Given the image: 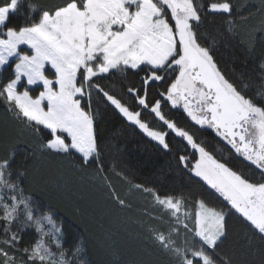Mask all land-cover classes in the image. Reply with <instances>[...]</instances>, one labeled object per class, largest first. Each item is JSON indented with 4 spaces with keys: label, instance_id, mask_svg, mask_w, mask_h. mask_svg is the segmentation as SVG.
Segmentation results:
<instances>
[{
    "label": "snow or ice",
    "instance_id": "6c2138e0",
    "mask_svg": "<svg viewBox=\"0 0 264 264\" xmlns=\"http://www.w3.org/2000/svg\"><path fill=\"white\" fill-rule=\"evenodd\" d=\"M23 3L24 0H10L6 6H0V70H4L10 58H15L14 78L0 86V97L16 119L32 129L34 137L38 138L42 129L47 130V141L37 139L35 146L57 155L79 154L82 166L99 165L102 171L98 129L102 104L162 150L171 151L166 139L169 132L151 127L142 117L147 110L194 150L191 160L187 153L178 155V163L238 214L252 234L249 247L253 238L264 244V182H254L233 170L199 142L194 133L167 118L161 100L149 102L148 98L149 86L160 84L164 91L159 95L164 101L172 108H182L200 128L214 130L264 179V91L259 93L262 102L258 104L246 94L248 85L241 83L238 87L230 81L219 68L211 47L201 42L204 18L209 13L230 17L234 10L232 0H63L47 8L29 3L27 23L19 28L10 27V14L16 13ZM256 11L260 13L261 26L248 33L250 50L255 49L256 32L264 42V0H260ZM229 31H234L233 27ZM258 71L264 87V60L258 64ZM129 76H137L141 81L140 88L126 89L139 105L138 110L131 109L120 93L105 87L106 80L120 77L123 83ZM24 78L27 85L42 86L38 97L33 98L26 88L18 90ZM15 156L13 148L6 158H0L2 264H75L83 251L81 245L66 248L63 229L53 217L35 214L31 198L22 187L26 173L14 171ZM144 191L151 192L156 203L169 211L196 241L181 248L173 237V233L180 235L179 228H171L167 235L153 229L162 250L178 257L180 264H234L231 257L219 254L228 235L229 213L199 200L194 213L183 211L185 218L194 221L190 227L181 220L182 198L161 197L151 189ZM114 199L127 206L118 195ZM29 229L39 238L30 247L21 248L22 234ZM17 251L22 253L20 261L14 254ZM256 251L264 256V248Z\"/></svg>",
    "mask_w": 264,
    "mask_h": 264
},
{
    "label": "trees",
    "instance_id": "16d2710c",
    "mask_svg": "<svg viewBox=\"0 0 264 264\" xmlns=\"http://www.w3.org/2000/svg\"><path fill=\"white\" fill-rule=\"evenodd\" d=\"M9 2L0 0V6ZM61 2L63 0H24L19 10L10 15L9 26L19 28L27 23L29 3L37 8H47ZM232 2L234 10L230 17L222 13H209L204 18L200 28L203 36L201 42L211 47L212 55L225 76L238 87L246 83V94L259 104L262 102L259 93L264 91V87L261 85L258 64L264 60V42L259 40L261 34L256 32L257 43L255 49L250 50L247 36L261 26V16L256 11L260 0ZM242 16L250 18L241 19ZM229 27H233L234 31L230 32ZM12 78L13 64L0 71V86ZM121 80L120 77L106 80L105 87L120 93L131 109L138 110L139 105L126 89L140 88V78L129 76L123 83ZM162 91L164 87L160 84L149 86V102L161 100L166 117L194 133L198 141L205 144L218 159L250 180L264 182L258 170L235 154L230 145L215 135L214 130L200 128L182 108H172L169 102L164 101L159 95ZM96 103L94 97V106ZM100 112L98 129L102 171L99 165L82 166L81 158L75 154L57 155L37 148V139L47 141V130L42 129L39 137H34L32 129L16 119L13 110L0 97V158H6L15 148L13 168L14 171L26 173L22 187L25 195L31 198L32 206L36 207L34 212L53 217L56 225L63 229L66 248L81 245L83 251L75 264H180L178 257L162 250L155 241L152 230L165 229L160 227L152 214L148 196L135 189L137 184L143 186L140 190L151 189L161 197L187 198L196 202L204 200L209 207L229 213L226 218L228 235L220 245V256L231 257L234 264H262L264 256L256 249L264 248V244L253 238L250 248L249 237L252 234L241 223L238 214H234L230 205L214 190L178 163V155L187 153L190 160L193 156L194 150L186 145V141L175 136L158 119H153L147 110L142 112V117L150 126L169 132L166 139L171 151L162 150L155 141L127 123L111 108H104L101 104ZM195 155L197 158L198 154ZM115 195L124 199L127 206L119 205L114 199ZM186 207L194 209L188 203ZM37 238L38 234L33 229L27 230L22 234L20 247H30ZM14 254L18 259L21 252Z\"/></svg>",
    "mask_w": 264,
    "mask_h": 264
},
{
    "label": "rangeland",
    "instance_id": "374dc122",
    "mask_svg": "<svg viewBox=\"0 0 264 264\" xmlns=\"http://www.w3.org/2000/svg\"><path fill=\"white\" fill-rule=\"evenodd\" d=\"M4 5L6 6L7 4H4ZM4 5H2V6H4ZM23 47H26V46H22V48ZM14 63H15V58H10L9 64L5 65L4 69H6L11 64H13V73H14ZM0 71H2V70H0ZM49 78H53V77L50 76ZM25 88L29 91V94L32 95L33 98L38 97L39 92L43 90L41 85H27L26 84V78L22 79L21 86H18V90L19 91H23V90H25ZM73 154H75L76 156L80 157L79 154H76V153H73ZM197 158H198V156H197ZM135 189H137L138 191H142L143 194L148 196V198L150 199V204H149L150 210L152 211V214L155 216V219L160 224V227H163L165 229L164 232H165L166 235L168 234L169 230L171 228H173V227H176V228L180 229V235L179 236H177L175 233H173V237L176 240L177 246H179L181 248H184V247H190L194 243H196V241H194V239H193V234L191 232H186L183 229L182 225L178 224L176 222V219L171 216L169 211L164 210L162 208V206L158 205L156 203L155 199L153 198V195H152L151 192L143 191V190H140L141 188L138 189L136 187H135ZM185 202H187L189 205H192L194 207V209H188L186 207L187 203H185ZM34 208H36V207L33 206V209ZM183 211H187L189 213H194L196 211V201L195 200L194 201H189L186 198V200H184V208L182 210V213L180 214L181 215V220H183L184 222L188 223L189 226L192 227L193 223H194L193 219L191 217L185 218L183 216ZM36 212H35V214L37 216H41L40 213H36ZM153 237H154V235H153ZM196 240H198V238H196ZM185 241L188 242L187 245L185 244ZM21 257H22V253H21V255H19L17 261H20ZM24 259H26V257H24Z\"/></svg>",
    "mask_w": 264,
    "mask_h": 264
}]
</instances>
